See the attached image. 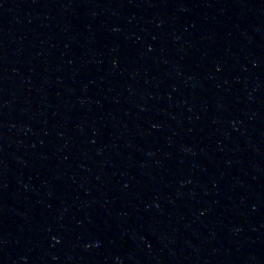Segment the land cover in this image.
Wrapping results in <instances>:
<instances>
[{
    "label": "water",
    "instance_id": "95a60500",
    "mask_svg": "<svg viewBox=\"0 0 264 264\" xmlns=\"http://www.w3.org/2000/svg\"><path fill=\"white\" fill-rule=\"evenodd\" d=\"M0 264H264V0H0Z\"/></svg>",
    "mask_w": 264,
    "mask_h": 264
}]
</instances>
